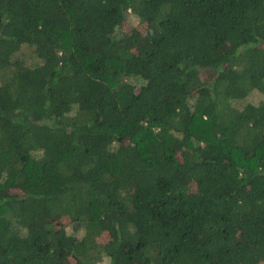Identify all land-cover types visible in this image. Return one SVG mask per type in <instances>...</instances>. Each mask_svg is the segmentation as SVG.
<instances>
[{"label": "trees", "instance_id": "16d2710c", "mask_svg": "<svg viewBox=\"0 0 264 264\" xmlns=\"http://www.w3.org/2000/svg\"><path fill=\"white\" fill-rule=\"evenodd\" d=\"M0 264H264V0H0Z\"/></svg>", "mask_w": 264, "mask_h": 264}, {"label": "rangeland", "instance_id": "374dc122", "mask_svg": "<svg viewBox=\"0 0 264 264\" xmlns=\"http://www.w3.org/2000/svg\"><path fill=\"white\" fill-rule=\"evenodd\" d=\"M129 21L131 22H125L123 24V30L128 33V32H131L133 33L134 31H140V32H143L144 31V25H142L140 22H138V20L134 17V16H130L129 18ZM29 53V52H28ZM32 58V57H31ZM34 61H36L37 59L36 58H32ZM67 222L66 219H62L61 221H58L57 223H62V225H64L65 223ZM71 228L68 227V231H70Z\"/></svg>", "mask_w": 264, "mask_h": 264}]
</instances>
